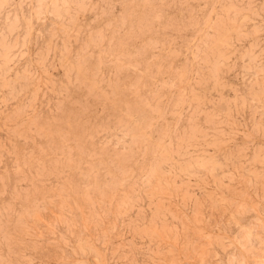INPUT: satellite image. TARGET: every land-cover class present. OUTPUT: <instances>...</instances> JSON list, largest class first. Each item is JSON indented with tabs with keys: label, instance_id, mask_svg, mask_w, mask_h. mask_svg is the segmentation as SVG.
Masks as SVG:
<instances>
[{
	"label": "rangeland",
	"instance_id": "obj_1",
	"mask_svg": "<svg viewBox=\"0 0 264 264\" xmlns=\"http://www.w3.org/2000/svg\"><path fill=\"white\" fill-rule=\"evenodd\" d=\"M0 264H264V0H0Z\"/></svg>",
	"mask_w": 264,
	"mask_h": 264
}]
</instances>
